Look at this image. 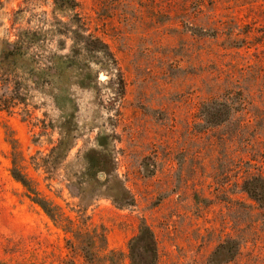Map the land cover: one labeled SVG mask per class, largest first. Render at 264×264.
Listing matches in <instances>:
<instances>
[{
	"label": "rangeland",
	"instance_id": "1",
	"mask_svg": "<svg viewBox=\"0 0 264 264\" xmlns=\"http://www.w3.org/2000/svg\"><path fill=\"white\" fill-rule=\"evenodd\" d=\"M76 2L0 0V264H129L142 224L153 264H264V0Z\"/></svg>",
	"mask_w": 264,
	"mask_h": 264
},
{
	"label": "trees",
	"instance_id": "2",
	"mask_svg": "<svg viewBox=\"0 0 264 264\" xmlns=\"http://www.w3.org/2000/svg\"><path fill=\"white\" fill-rule=\"evenodd\" d=\"M54 5L56 9L60 11L73 10L78 7L76 0H54ZM77 22L78 28L73 32L75 54L77 56H81L83 53L89 55L107 53L106 55L109 56V52L106 51L107 46L94 35H85L87 30L84 28V24L79 20V18H77ZM214 112L217 113L219 111ZM221 112L223 114H220V116H216L215 113H212V117L218 119L216 120L215 124H220L221 122L227 120L229 114L227 109L221 110ZM59 151L60 146H57L54 149L56 157L59 156ZM86 159L87 169L85 172V178L90 182L93 181L98 183V174L103 173L106 178L104 182H107L108 184V178L112 176L113 172L114 157L112 156V152L108 151L107 145L101 141L99 144V149L89 151L86 154ZM243 189L255 202L259 204V206L264 207V179L262 177H256L247 180L244 182ZM100 195L104 194L101 193ZM107 195L110 196L119 206L132 204L128 191L125 188L119 186V182L117 183L116 187H111L108 190ZM35 201L48 215H50V210L48 209L46 202H42L41 200ZM227 244H220L215 254H217L219 250L226 248ZM87 246H89V244ZM128 249L130 261L129 264H153V258L155 259L157 256L156 239L149 226L146 224H142L140 226L138 234L129 241ZM86 258L88 259V256H86Z\"/></svg>",
	"mask_w": 264,
	"mask_h": 264
}]
</instances>
